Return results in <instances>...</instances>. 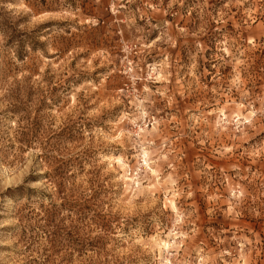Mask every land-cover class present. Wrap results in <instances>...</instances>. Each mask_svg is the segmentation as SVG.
Segmentation results:
<instances>
[{
	"label": "rangeland",
	"instance_id": "obj_1",
	"mask_svg": "<svg viewBox=\"0 0 264 264\" xmlns=\"http://www.w3.org/2000/svg\"><path fill=\"white\" fill-rule=\"evenodd\" d=\"M0 264H264V0H0Z\"/></svg>",
	"mask_w": 264,
	"mask_h": 264
}]
</instances>
